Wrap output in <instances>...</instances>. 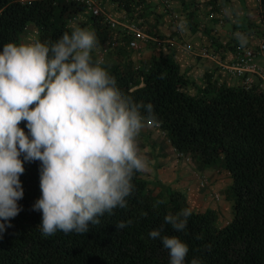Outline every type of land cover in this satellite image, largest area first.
<instances>
[{"label":"trees","instance_id":"16d2710c","mask_svg":"<svg viewBox=\"0 0 264 264\" xmlns=\"http://www.w3.org/2000/svg\"><path fill=\"white\" fill-rule=\"evenodd\" d=\"M116 1L130 13L144 4ZM257 2L264 33V0ZM85 7L75 0H0V49L17 43L28 24L36 29V39L55 41L70 31L66 21ZM134 17L129 15V22L141 25ZM88 21L101 44L107 25L90 13ZM138 62L135 66L126 58L109 69L122 91L154 105L157 128L175 151L186 154L198 169L217 166L227 171L230 184L223 196L231 203L230 219L217 225L216 210H192L186 229L176 232L164 217L189 208L186 199L165 186L156 194L148 193L146 180L137 173L126 208L106 213L86 233L44 236L39 229L42 213L33 211L41 197L40 162H25L20 176L24 196L17 202L21 211L0 234V264H169L161 241L149 238L154 229L186 242L187 261L197 257L202 264H264V94L256 84L245 88L217 83L210 73L197 84L180 71L171 54ZM158 200L166 203L154 207ZM127 220H132L130 226L115 227Z\"/></svg>","mask_w":264,"mask_h":264},{"label":"clouds","instance_id":"9594fccd","mask_svg":"<svg viewBox=\"0 0 264 264\" xmlns=\"http://www.w3.org/2000/svg\"><path fill=\"white\" fill-rule=\"evenodd\" d=\"M239 39L241 46L247 42L243 34ZM98 45L94 29L76 26L55 41L0 49V234L21 211L25 162H40L41 197L33 211L42 213L44 236L88 232L106 213L126 208L134 177L151 170L140 137L146 126L160 124L154 105L121 90L106 62L94 58ZM191 215L183 208L164 222L183 232ZM148 235L161 241L169 264H202L197 257L187 261L190 249L179 236L162 229Z\"/></svg>","mask_w":264,"mask_h":264},{"label":"crops","instance_id":"0c3cea01","mask_svg":"<svg viewBox=\"0 0 264 264\" xmlns=\"http://www.w3.org/2000/svg\"><path fill=\"white\" fill-rule=\"evenodd\" d=\"M82 1L99 6L104 14L113 20L129 21L128 16L135 14L134 19L141 22V25L134 22L135 25L147 36L138 42V48L134 50L139 55L138 59H148L160 53L171 54L178 63L180 71L189 80L193 79L198 82L203 81L204 74L210 73V78H216L217 83L229 86L239 85V80L228 73V71H225L218 61L208 57H199L195 54V50L198 47L206 48L209 53L215 54L222 63L230 62L232 59L231 44L235 41L241 42L239 39L240 34L246 37L247 42L254 43L257 41V39H252L251 35L253 34L250 32L254 29L251 27L252 21L248 18L251 13H257L255 22L262 26L258 17L257 0H255V11L248 9L249 12L245 17H242L239 8L229 10L221 7L218 0H205L206 10L208 4L214 6L216 17L211 20L206 18L207 11L202 19H196L190 11L185 9V0H170L167 10L161 7L160 0H143L144 4L142 6L137 5L136 11L133 13L125 12L124 9L118 6L116 0ZM88 14L89 10L85 7L75 14L78 18L76 21L68 23L71 24L70 26L82 24V27L90 28ZM239 14L241 17H239ZM241 19L246 23L245 25L239 22ZM181 22L184 24L183 30L179 27ZM77 23L79 24L77 25ZM69 24L66 23L67 26ZM118 29L110 30L107 27L104 40L96 49L102 53L104 60L108 57L107 53L110 47L112 48V45L120 43L119 38L123 34L121 35ZM258 34L260 36L264 34L263 27L261 31L254 35L257 36ZM154 37L161 39V42H154ZM93 55L95 56L94 52ZM160 155L162 156L156 158V162L161 161L162 164L160 163L159 166L150 165L151 170L149 171L158 186H168L169 190L180 192L192 210H216L218 218L222 219V214L225 213L226 209L225 206L216 207L208 201V198L212 199L211 195L219 196L218 192L223 193L224 189L230 184L227 171L215 166L198 169L195 164L189 161V157L186 154L179 153L172 147L171 150L164 154L160 151ZM153 161H155V158L150 159L151 163ZM176 172L183 174V178L178 177ZM199 176L208 180V185L205 188L197 184ZM172 182L175 184H172ZM178 187L180 188L179 190H177ZM212 201L214 203L220 202V196L218 201L213 199ZM227 221L228 219L225 222Z\"/></svg>","mask_w":264,"mask_h":264},{"label":"rangeland","instance_id":"374dc122","mask_svg":"<svg viewBox=\"0 0 264 264\" xmlns=\"http://www.w3.org/2000/svg\"><path fill=\"white\" fill-rule=\"evenodd\" d=\"M218 2H219V5H221V7H224V8L229 9V10H233L234 8H239L240 14L242 15V17L243 16L245 17V15L248 14V12H249L248 9L254 12L255 8H256V1L255 0H218ZM185 9L187 11H190L196 19H202L203 16L205 15L206 11H207L206 7H205V0H185ZM240 14H239V17H241ZM256 14L251 13V15H249V17H248L252 21L251 27H253L254 29L251 28L252 30L250 32H251V34H253V35H251L252 39H255V40L260 38V34L255 36L256 33H258L259 31L262 30V26L259 23L255 22V20L257 19ZM77 19H75L74 21H76ZM239 22L242 25L246 24L245 22H243L242 19ZM66 23L69 24L68 21H66ZM78 24L79 23H77V25ZM70 25L71 24L68 25L70 29L76 27V26H73L74 24L72 26H70ZM78 26L82 27L83 25L79 24ZM36 35H37V31L31 24L25 25V27L23 28L22 32L20 33V35L18 37L17 43H26V42L36 40ZM119 39H120V43L112 45V48L110 47V49L108 50V53H107L108 57L106 58V60L103 59L102 53L98 50L94 51L96 58L103 59L108 66L114 65L116 63H120L123 60H125L126 58H129L132 61V64L135 66H137L139 64L138 60H141V61L147 60L146 58L145 59H142V58L138 59L139 55H137V53L134 50H132L131 48H129L127 46V43L129 40L128 38L123 39L122 37H120ZM246 44L252 45V43H250V42H246ZM193 81L197 84L201 83V82H198L197 80H193ZM140 146H141V149L144 152V154L148 156L149 160L155 158V161H153L152 163L150 162L151 166H159L160 165L161 161L156 162V158H160L162 156V155H160V151L163 152V154H164L168 150H171V147H169L170 144L167 141V139L165 138L163 131L158 129L157 126H151V125L146 126V128L143 130L141 137H140ZM189 161L192 162L190 158H189ZM215 167L217 168V166H215ZM179 174H181V173L176 172V175L178 177H181V179H182L183 174H181V175H179ZM139 176L141 178H143L144 180H146V187L145 188H146L148 193L156 194L162 190L161 186H158V184L155 182V180L152 179V177H151L152 173L151 172L139 173ZM207 182H208V180H207ZM176 183L179 184L178 182H176ZM172 184H175V183L172 182ZM165 188H166V190L169 191L168 186L167 187L165 186ZM179 189L180 188L178 187L177 190H179ZM221 193L222 192H218V194L220 196V202L214 203L212 201V199L208 198V201L211 204H214L216 207H220V206L224 207L225 206V208H226L225 213L222 214V217H223L222 219H219L218 215H217V219H216L217 225H222L227 219L229 220L230 216H231V203L228 199H226L223 196V193H222V195H221Z\"/></svg>","mask_w":264,"mask_h":264},{"label":"built area","instance_id":"2783aa9c","mask_svg":"<svg viewBox=\"0 0 264 264\" xmlns=\"http://www.w3.org/2000/svg\"><path fill=\"white\" fill-rule=\"evenodd\" d=\"M19 2H25L28 0H18ZM77 2H84L82 0H75ZM170 0H160V5L164 10H167L170 5ZM85 3V2H84ZM85 6L89 10L91 15L101 16L102 21L107 25L110 30L118 29L120 34L127 36L128 47L136 50L138 48V42L147 37L144 32L135 25L134 22L113 20L108 18L99 6L85 3ZM216 17L214 6L212 4L207 5L206 18L211 20ZM77 17L72 15L68 22H72ZM154 42H161V39L154 37ZM232 47V59L230 62L222 63L215 54L209 53L206 48L198 47L195 50V54L199 57H208L216 60L220 65L228 71L231 75L237 78L245 88L250 87L252 84H256L260 91L264 94V34L252 45L243 44L235 41L231 44ZM197 184L205 188L208 185L207 179L199 176ZM214 201L218 200L217 195L210 196Z\"/></svg>","mask_w":264,"mask_h":264}]
</instances>
